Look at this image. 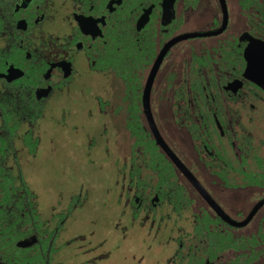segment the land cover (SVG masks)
Masks as SVG:
<instances>
[{"label": "flooded vegetation", "instance_id": "flooded-vegetation-1", "mask_svg": "<svg viewBox=\"0 0 264 264\" xmlns=\"http://www.w3.org/2000/svg\"><path fill=\"white\" fill-rule=\"evenodd\" d=\"M73 81L113 91L88 102L120 128L113 186L175 223L179 264H264V0H0V264H50L62 209L25 177Z\"/></svg>", "mask_w": 264, "mask_h": 264}, {"label": "rangeland", "instance_id": "rangeland-1", "mask_svg": "<svg viewBox=\"0 0 264 264\" xmlns=\"http://www.w3.org/2000/svg\"><path fill=\"white\" fill-rule=\"evenodd\" d=\"M72 84L61 102L56 150L32 161L25 177L41 211L50 215L60 206L63 213L60 234L46 263L179 264L175 223L159 229L157 214L145 207L136 211L130 201L120 203V191L113 186L118 184L115 179L124 158L120 128L114 118L107 126L103 113L88 104L94 91L107 93L110 87ZM130 197L126 193V200ZM35 251L31 246L21 253L31 256Z\"/></svg>", "mask_w": 264, "mask_h": 264}, {"label": "water", "instance_id": "water-1", "mask_svg": "<svg viewBox=\"0 0 264 264\" xmlns=\"http://www.w3.org/2000/svg\"><path fill=\"white\" fill-rule=\"evenodd\" d=\"M154 137L157 141V143L159 144V146L164 150V152L166 153V155L171 159V161L176 165V167L178 168V170H180V172L188 179H190L193 187L196 189V191L202 196L204 197L205 200H207L210 205L212 207H214V209L216 211H218L220 217H222L230 226L232 227H243L245 226L249 220L251 219L252 217V214L250 215V217L247 219V221L241 225L239 224H235V223H232L231 221H229L228 219H226V217H224L220 211L217 209V207H215L214 204H212V201L210 200V198L208 197V195L203 191V189L200 187V185L190 176V174L186 171V169L183 167V165L174 157V155L170 152V150L167 148V146L165 145V143L162 141L161 137L159 136V134L157 133V131L154 129ZM264 203V202H262ZM34 242H27V243H20L18 244L19 247H22V248H26V247H29L33 244Z\"/></svg>", "mask_w": 264, "mask_h": 264}, {"label": "trees", "instance_id": "trees-1", "mask_svg": "<svg viewBox=\"0 0 264 264\" xmlns=\"http://www.w3.org/2000/svg\"><path fill=\"white\" fill-rule=\"evenodd\" d=\"M2 182H0L1 184H7V180L6 178H1ZM25 184V183H24ZM174 195V199H181V194L178 191H175ZM73 201H75V199H73ZM72 211L71 208H69V212ZM64 217L66 218L67 216L64 215Z\"/></svg>", "mask_w": 264, "mask_h": 264}]
</instances>
